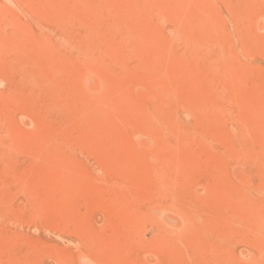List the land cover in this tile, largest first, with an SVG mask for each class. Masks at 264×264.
<instances>
[{"label":"rangeland","instance_id":"374dc122","mask_svg":"<svg viewBox=\"0 0 264 264\" xmlns=\"http://www.w3.org/2000/svg\"><path fill=\"white\" fill-rule=\"evenodd\" d=\"M0 264H264V0H0Z\"/></svg>","mask_w":264,"mask_h":264},{"label":"bare ground","instance_id":"6f19581e","mask_svg":"<svg viewBox=\"0 0 264 264\" xmlns=\"http://www.w3.org/2000/svg\"><path fill=\"white\" fill-rule=\"evenodd\" d=\"M215 47H216V45H214ZM208 48V47H207ZM214 49V48H213ZM220 50H221V48H219ZM202 50V49H201ZM209 50V49H208ZM205 52V51H204ZM210 52V51H209ZM211 55V54H210ZM209 55V56H210ZM218 55H219V53H218ZM221 56H222V50H221ZM221 56H220V59H222L221 58ZM215 59V58H214ZM217 59V58H216ZM208 61V60H207ZM211 61V60H210ZM206 62V61H205ZM214 63V62H213ZM222 63V62H221ZM226 64V63H225ZM228 65V64H227ZM230 65V64H229ZM211 66H212V63H211ZM221 66V65H220ZM227 71V70H226ZM230 73V72H229ZM216 74H218V73H216ZM235 75V74H234ZM235 76H237V75H235ZM221 78V77H220ZM227 78V77H226ZM232 78V77H231ZM235 78V77H234ZM218 79V78H217ZM231 80V79H230ZM234 81V80H233ZM230 83V82H229ZM227 83H225V85H226ZM218 86V85H217ZM230 86V85H229ZM227 88V87H226ZM228 90V89H227ZM215 91V90H214ZM235 93V92H234ZM231 96H233V95H231ZM237 96H238V94H237ZM235 97V96H234ZM233 97V98H234ZM235 100V99H234Z\"/></svg>","mask_w":264,"mask_h":264}]
</instances>
